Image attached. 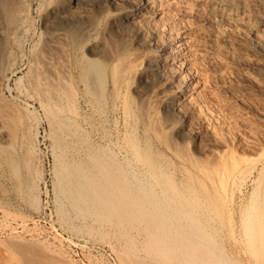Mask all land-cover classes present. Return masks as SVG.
Listing matches in <instances>:
<instances>
[{"label": "bare ground", "instance_id": "1", "mask_svg": "<svg viewBox=\"0 0 264 264\" xmlns=\"http://www.w3.org/2000/svg\"><path fill=\"white\" fill-rule=\"evenodd\" d=\"M32 4L0 0V141L19 191L13 142L26 118L3 105L2 85L19 71ZM179 6L200 34L176 30ZM39 13L27 93L50 126L60 218L121 242L122 264H243L226 247L224 206L250 184L241 244L252 264H264V140L254 136L255 155L237 150L227 110L200 95L196 53L186 55L187 43L202 42L220 60V78L251 64L254 76H244L264 92V0H42ZM23 151L29 169L34 159Z\"/></svg>", "mask_w": 264, "mask_h": 264}, {"label": "rangeland", "instance_id": "2", "mask_svg": "<svg viewBox=\"0 0 264 264\" xmlns=\"http://www.w3.org/2000/svg\"><path fill=\"white\" fill-rule=\"evenodd\" d=\"M30 1L34 9L28 14L29 35L22 43L25 57L23 54L19 56L16 61L19 71L9 72V79L2 85L5 97L3 105L10 104L9 108L19 111L26 118V126L25 131H20L18 139L13 142L14 153L20 161L24 190H18L3 159L8 140L0 141V264H122L118 257V252L123 248L121 242L89 235L78 221L66 222L57 213L53 190L54 142L39 98L27 93L28 58L42 36L39 13L42 0ZM177 8L182 11V16L173 24L176 30L179 29L185 35L200 34L199 26L190 25L193 19L182 7ZM187 44L188 50H193L186 55L191 58L196 53L192 56L190 68L195 69V60L199 64V70L191 72L201 86L200 95L211 104L214 111L218 112L221 108L227 110V125L230 126L237 150L246 155H255L256 139L259 137L263 141L264 131H261V135H247H250L252 126L264 130V95L261 96L260 91L264 92L258 90L257 83L249 82L244 76H254L255 66L242 62L228 71L224 78H220L218 57L210 51L203 52L200 47L203 43L198 40ZM257 57L264 76V55L258 52ZM77 110L81 112L82 109ZM103 125L102 128L108 129L110 124ZM251 137L255 141L250 142ZM23 146L31 150L30 155L34 159L29 169L25 165ZM251 188L249 184L236 191L232 202L224 206L225 216L230 217L232 222V234H227L226 247L243 264H252L241 244L244 239L242 215L248 207Z\"/></svg>", "mask_w": 264, "mask_h": 264}]
</instances>
